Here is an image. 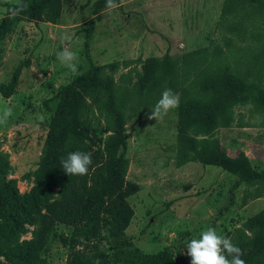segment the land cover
Instances as JSON below:
<instances>
[{
  "label": "rangeland",
  "instance_id": "rangeland-1",
  "mask_svg": "<svg viewBox=\"0 0 264 264\" xmlns=\"http://www.w3.org/2000/svg\"><path fill=\"white\" fill-rule=\"evenodd\" d=\"M16 2L0 0V20L6 15L3 5ZM225 3L230 5L222 14ZM118 4L107 11L102 0H75L63 7L57 24L20 21L5 35L0 43V85L10 81L17 65L29 61L15 93L8 99L0 94V112L10 108L13 113L0 124V149L9 157L8 178L21 195L34 187L59 87L87 71L90 63L118 62L114 80L125 118V179L139 187L127 199L134 215L125 238L142 254L167 249L177 264H191L186 249L191 239L213 227L237 244L251 237L247 220L264 210V183L238 182L220 168L199 162L177 164L182 107L207 110L218 99L216 91L205 94L199 87L230 76L251 82L264 74V20L238 0H118ZM64 47L78 55L75 75L57 59ZM166 55L176 64V75L147 96L140 95L141 63ZM165 89L180 95L179 107L159 121L148 119ZM85 100L82 120L105 129L93 96L87 94ZM263 118L261 107L250 102L232 108L226 127L214 116L208 127L185 117L183 134L197 141L214 140L231 157L244 152L254 169L264 170ZM27 228L21 240L32 238L34 227ZM71 233L70 227L56 226L57 236ZM98 246L111 254L104 240ZM68 254L69 249L54 238L42 256L47 264H66Z\"/></svg>",
  "mask_w": 264,
  "mask_h": 264
},
{
  "label": "trees",
  "instance_id": "trees-1",
  "mask_svg": "<svg viewBox=\"0 0 264 264\" xmlns=\"http://www.w3.org/2000/svg\"><path fill=\"white\" fill-rule=\"evenodd\" d=\"M238 1L264 20V0ZM22 2L27 8L16 16H12L9 9L17 6V2L3 5L6 15L0 20V43L20 21L57 24L63 7L72 6L75 0ZM102 3L106 4V0ZM229 5H223L222 14ZM141 64L139 92L142 96L176 75V64L168 55L148 57ZM119 65L118 62L102 66L90 63L87 71L59 87L55 95L56 107L47 125L42 154L34 172L35 185L27 194H19L16 182L8 178L9 157L0 149V264H47L42 254L54 238L69 249L66 264H177L167 249L154 255L142 254L125 238L134 215L127 199L136 194L139 187L125 179L126 127L119 87L114 80ZM25 67H29V61L17 65L10 81L0 85L3 98L8 99L15 93ZM225 69L229 71L228 67ZM216 82L199 87L205 94L216 91L218 99L209 109L199 111L182 107L177 164L199 162L220 168L235 176L238 182L264 183V170L254 169L244 152L231 157L214 140L197 141L183 134L185 117L200 120L208 127L214 116L226 127L236 105L251 102L264 111V74L251 82L239 81L235 76ZM87 94L93 96L94 105L105 120V129L90 127L82 120ZM44 106L48 110V101H44ZM107 133L110 134L104 137ZM74 151L92 154V164L86 175L69 176L64 172L61 158ZM59 224L72 228L69 237L57 236ZM246 225L251 237L235 245L241 248V258L246 264H264V210L250 217ZM28 226L34 227L32 238L21 240ZM102 240L109 245L111 254L99 249L98 243Z\"/></svg>",
  "mask_w": 264,
  "mask_h": 264
},
{
  "label": "clouds",
  "instance_id": "clouds-1",
  "mask_svg": "<svg viewBox=\"0 0 264 264\" xmlns=\"http://www.w3.org/2000/svg\"><path fill=\"white\" fill-rule=\"evenodd\" d=\"M119 6L116 0H106L105 10L111 11ZM26 8L27 5L22 0H17V6L10 8L9 12L12 16H16ZM57 59L72 74L78 73L79 58L75 51L64 47L62 51L57 52ZM179 104L180 95L171 89H165L151 110L148 119L159 121L167 116L172 109L178 108ZM12 115V110L5 108L0 112V124L6 123ZM39 119L43 120L44 117L41 115ZM60 163L64 172L69 176L86 175L92 164V154L83 151L70 152L66 158H61ZM186 249L187 254L191 257V264H246L241 258L243 255L241 248L233 244L231 238L218 234L213 227L202 231L199 239H191Z\"/></svg>",
  "mask_w": 264,
  "mask_h": 264
}]
</instances>
